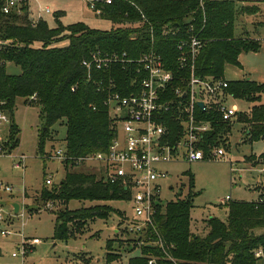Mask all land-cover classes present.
Masks as SVG:
<instances>
[{
  "label": "trees",
  "instance_id": "16d2710c",
  "mask_svg": "<svg viewBox=\"0 0 264 264\" xmlns=\"http://www.w3.org/2000/svg\"><path fill=\"white\" fill-rule=\"evenodd\" d=\"M98 6L102 7L99 16L111 20L116 26L106 30L91 28L82 22L67 25L60 20L62 15L58 12L56 25L51 26L43 18L34 22L30 18V5L25 8L23 16L0 12V41L6 42L0 51V102H5V105L0 103V107L11 113L13 146L19 142L17 134L20 131L14 120L16 100L21 97L28 103L27 98L36 94L37 99L31 103L40 107L43 121L39 135L41 155L45 154L46 143L57 123L66 126L64 141L69 155L83 157L109 149L116 131L104 104L106 92L98 89V81L103 78L106 86L113 76L118 89L129 94L137 69L133 66L124 69L117 65L111 72L93 73L94 78L89 80L83 60L97 50H126L130 57L136 58L154 47L176 75L186 77L189 75L187 71H178L176 43L187 37L190 34L188 27L194 25L195 33L205 40L197 59L196 72L200 76L220 79L224 76L226 64L242 67L240 54L258 52L261 47L259 40L236 37V0H113L111 4ZM258 9L256 5L243 8L249 14ZM126 23L131 25L121 26ZM63 40H68V44L57 46ZM34 43L40 45L34 46ZM8 62L19 65L22 72L9 74L6 69ZM225 92L234 99L252 103L249 115L242 120L247 126L246 139L251 143L264 139V82L232 80ZM201 115L213 122V129L205 134V143L220 145L232 125L222 121L216 110H201ZM166 117L169 125L175 128L176 123L168 115ZM205 143L204 148L207 147ZM65 165H69L68 161ZM190 183H194L193 178ZM195 195L190 189L185 199L177 196L175 200L157 204V225L164 239L174 243L175 256L190 264H257L253 250L264 247V201H231L227 221L210 217L209 232L201 236L191 232ZM41 197L68 203L75 198L128 199L129 194L124 188L97 179L94 174L68 171L58 184L52 188L44 187ZM260 198L264 199V191ZM109 212L106 205H99L89 210L78 209L74 214L88 219L107 217ZM73 217L68 211L56 213V239L71 237L69 222ZM107 249V261L111 262L115 259L111 239L107 241ZM148 251V247L142 248V253ZM129 264L148 263L146 257L136 255L129 259Z\"/></svg>",
  "mask_w": 264,
  "mask_h": 264
},
{
  "label": "rangeland",
  "instance_id": "374dc122",
  "mask_svg": "<svg viewBox=\"0 0 264 264\" xmlns=\"http://www.w3.org/2000/svg\"><path fill=\"white\" fill-rule=\"evenodd\" d=\"M258 1L259 5H256ZM29 5L31 16L35 19L41 16L51 26L56 25L57 12L62 15L60 20L67 25L82 22L91 28L106 30L116 26L111 20L97 15L85 0H30ZM254 5L260 10L251 14L244 12V7ZM46 7H50L52 13L42 12ZM236 8L235 35L251 36L261 43L258 52L242 53L244 70L251 68L253 75L261 78L264 75V0H236ZM129 25L131 24H121ZM68 42L59 41L57 46L67 45ZM39 45L40 43H34V46ZM225 68L224 76L220 79L228 82L247 79V76L243 78L245 72L241 67L226 64ZM6 69L12 75L22 72L21 67L12 62L6 64ZM262 100L264 101V94ZM27 101L25 103L21 97L16 100L14 120L20 130L16 146H13L14 140L10 138V124L0 126V133L8 141L7 153L0 154V181L3 183L0 186V209L7 217L6 228L11 231L7 235L0 232V264H129L131 257L141 254V249L135 246L133 234L126 232L127 218H132L135 214L131 199L75 198L67 203L41 197L42 189L47 187L48 176L52 177L56 185L65 178L68 171L96 175L98 168L95 163L90 162L66 166L61 160L45 156L65 143L66 126L61 123L53 126L51 139L45 146V154L41 155L39 135L43 121L40 107L31 103L29 97ZM227 104L236 105L238 113L229 122L232 129L220 144L225 148L226 158L164 165L170 174L163 188V201L175 200L177 196L185 199L190 189L196 193L192 201L191 232L201 236L209 232L210 217L227 221L228 204L231 201L258 202L264 191V139L249 142L246 139L247 126L242 122L249 115L252 103L230 97ZM9 114L11 116L10 112ZM18 154L27 157L24 171L13 167L14 157ZM191 178L194 179L193 184L190 183ZM6 186H11L12 191H8ZM227 197L230 199L227 200ZM14 202L21 206L18 213L12 208ZM99 205H106L110 209L107 217L85 219L74 214L78 209L89 210ZM60 211H68L74 215L69 222L71 237L68 239L55 238L56 213ZM23 238L30 241L39 238L40 243L29 245L23 258L21 255L14 257L13 253H19ZM110 239L113 241L115 259L108 262L107 241Z\"/></svg>",
  "mask_w": 264,
  "mask_h": 264
},
{
  "label": "built area",
  "instance_id": "2783aa9c",
  "mask_svg": "<svg viewBox=\"0 0 264 264\" xmlns=\"http://www.w3.org/2000/svg\"><path fill=\"white\" fill-rule=\"evenodd\" d=\"M29 1L0 0V12L5 15H23ZM85 1L97 15L102 14L99 4L113 3V0ZM42 11L51 13V8L46 7ZM188 31L190 34L176 43L178 71H187L189 75L186 77L176 75L164 56L154 47L136 58L130 57L126 50H97L84 59L83 66L89 80L94 78L93 73L111 72L117 65L124 69L129 66L137 69L129 94H123L118 89V83L113 76L109 78L106 86L103 78L98 81V89L106 92L104 104L113 121L116 136L107 151L75 157L68 154L64 143L61 147H55L50 154H45L46 157L64 163L68 161L69 165L74 166L85 162L95 163L98 168L97 179L117 185L128 192L135 214L132 218H127L126 232L133 234L135 246L141 249L140 255L146 257L148 264H190L175 256L174 243L164 239L156 222L157 204L164 202L162 192L170 174L164 165L226 158L222 145L205 143V134L213 129V122L203 118L201 110L218 111L224 122L232 121L238 113L236 105L227 104L228 99L233 98L225 92L228 80L197 74L196 63L205 40L195 33L194 25L188 27ZM167 32L165 29V33ZM4 42L0 41V51ZM29 99L35 101L37 95L33 94ZM199 101L204 102V107L199 106ZM0 103L5 105L4 101ZM167 115L176 123L175 128L169 125ZM11 122L9 111L0 107V126L4 123L11 126ZM4 138L0 133V154L7 153L8 141ZM204 143L206 148L203 147ZM26 159L24 154L16 155L13 167L24 171ZM53 185L52 177L48 176L46 186ZM0 186H3L1 181ZM6 189L12 191L11 186H6ZM258 201L261 203L264 199L260 198ZM6 221L7 217L0 209V232L3 235L11 233L6 228ZM39 243V238L31 241L23 238L19 253L15 252L13 256L21 255L23 258L29 245ZM144 247L149 249L146 254L142 253ZM253 255L258 259L257 264H264L263 246L256 247Z\"/></svg>",
  "mask_w": 264,
  "mask_h": 264
},
{
  "label": "crops",
  "instance_id": "0c3cea01",
  "mask_svg": "<svg viewBox=\"0 0 264 264\" xmlns=\"http://www.w3.org/2000/svg\"><path fill=\"white\" fill-rule=\"evenodd\" d=\"M259 2L260 1H258L257 3L258 4H256V5H259ZM258 10H260V8L258 9ZM42 12H44V11H42ZM45 13V12H44ZM51 13H52V10H51ZM32 15V14H31ZM30 15V17H31V19H33V21H38L39 19H41V16L38 18V19H35L33 16H31ZM236 37H239V36H236ZM250 38H252V39H256V40H258L257 38H254V37H251L250 36ZM242 55L243 54H240V56H239V60H240V62H241V64H242V67H241V69H242V71L243 72H245L244 73V77L243 78H245L246 76H247V79H251V80H254V81H257V82H264V75L261 77V78H257V77H255L254 75H253V71L251 72V68H249L250 70H248V71H245L244 69V65H243V61L241 60V57H242ZM227 67H228V65H227ZM225 70H226V68H225ZM249 77V78H248ZM243 78H241V79H243ZM237 80H239V79H237ZM9 133H10V129H9Z\"/></svg>",
  "mask_w": 264,
  "mask_h": 264
},
{
  "label": "water",
  "instance_id": "95a60500",
  "mask_svg": "<svg viewBox=\"0 0 264 264\" xmlns=\"http://www.w3.org/2000/svg\"><path fill=\"white\" fill-rule=\"evenodd\" d=\"M176 26L177 25H174V27H176ZM199 106L200 107H204V102L203 101H199ZM12 208H13L15 213H18L20 211L21 206H20L19 203L14 202V203H12Z\"/></svg>",
  "mask_w": 264,
  "mask_h": 264
}]
</instances>
